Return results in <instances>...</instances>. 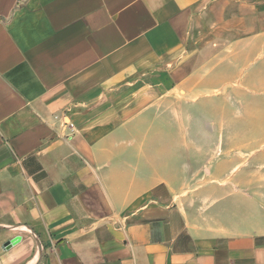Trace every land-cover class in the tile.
Listing matches in <instances>:
<instances>
[{"label":"crops","instance_id":"0c3cea01","mask_svg":"<svg viewBox=\"0 0 264 264\" xmlns=\"http://www.w3.org/2000/svg\"><path fill=\"white\" fill-rule=\"evenodd\" d=\"M222 16L264 0H0V264H264V161L169 136Z\"/></svg>","mask_w":264,"mask_h":264},{"label":"rangeland","instance_id":"374dc122","mask_svg":"<svg viewBox=\"0 0 264 264\" xmlns=\"http://www.w3.org/2000/svg\"><path fill=\"white\" fill-rule=\"evenodd\" d=\"M216 20L228 26L202 29L199 79L189 87L200 97L187 104L192 110L169 135L201 155V169L225 152L250 156V165L264 161V26L256 33L253 19Z\"/></svg>","mask_w":264,"mask_h":264},{"label":"water","instance_id":"95a60500","mask_svg":"<svg viewBox=\"0 0 264 264\" xmlns=\"http://www.w3.org/2000/svg\"><path fill=\"white\" fill-rule=\"evenodd\" d=\"M15 242H17V239H15V240H13L11 242L6 243L4 246H5V248H7V247L11 246L12 244H14Z\"/></svg>","mask_w":264,"mask_h":264},{"label":"built area","instance_id":"2783aa9c","mask_svg":"<svg viewBox=\"0 0 264 264\" xmlns=\"http://www.w3.org/2000/svg\"><path fill=\"white\" fill-rule=\"evenodd\" d=\"M67 125H68V128L70 129L71 133H73L74 132V128H75L74 125L71 124V123H69Z\"/></svg>","mask_w":264,"mask_h":264}]
</instances>
